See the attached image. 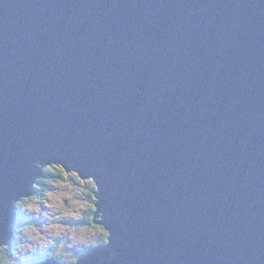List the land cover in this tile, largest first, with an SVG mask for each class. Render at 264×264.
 I'll return each mask as SVG.
<instances>
[{
	"label": "water",
	"instance_id": "95a60500",
	"mask_svg": "<svg viewBox=\"0 0 264 264\" xmlns=\"http://www.w3.org/2000/svg\"><path fill=\"white\" fill-rule=\"evenodd\" d=\"M36 163L95 186L73 264H264V0H0V247Z\"/></svg>",
	"mask_w": 264,
	"mask_h": 264
},
{
	"label": "clouds",
	"instance_id": "9594fccd",
	"mask_svg": "<svg viewBox=\"0 0 264 264\" xmlns=\"http://www.w3.org/2000/svg\"><path fill=\"white\" fill-rule=\"evenodd\" d=\"M63 165V164H60ZM48 166V165H47ZM40 163H36L35 167L37 170L42 172L45 171L46 167ZM77 172V171H76ZM97 184V182L95 181ZM67 198V194H56L49 193L47 195V199L44 201L45 206L50 210L48 213H42L41 208L39 206L40 202L36 199H33L31 202L21 204L22 198L18 201H13L14 208L18 211V213L29 220L30 218H38L40 215L48 216V224L38 229L34 226H25L23 224L19 227L13 235L9 238L11 243H5L4 245L12 246L13 249L17 251L16 259L23 264L26 260L27 264L30 261L35 260V258L40 254L41 251H46L49 246L54 245V241L57 237L61 238V243L55 246V251L57 255L67 256L71 253L67 250L69 244H71L72 248L75 252H79L80 260L82 258H86L89 252H92L98 246L103 245L106 248L110 244V237L106 242L101 241L97 233L89 231L87 234H84L81 230L78 229H69L64 227L61 224L56 223V219H63V214L68 210L64 206V199ZM51 201V203H48ZM75 204V201H72ZM80 207H86L85 204H80ZM54 213H61V216L58 218H54ZM78 215L79 213H74ZM22 231V239L19 244L15 239V236L18 232ZM110 233V232H109ZM43 246V250L41 249ZM5 249L0 248V257H2ZM46 255L37 261V264H41V261L44 260Z\"/></svg>",
	"mask_w": 264,
	"mask_h": 264
},
{
	"label": "trees",
	"instance_id": "16d2710c",
	"mask_svg": "<svg viewBox=\"0 0 264 264\" xmlns=\"http://www.w3.org/2000/svg\"><path fill=\"white\" fill-rule=\"evenodd\" d=\"M64 180H67L68 182H73V183H80L79 185L81 186V188L84 190V196H85V203H86V210L83 214V216L81 215L79 220H76L74 223L77 225H80L82 227L84 226H88L90 228H94V229H98V236L99 239L101 241L106 242L108 239V235L107 232H105L104 229H102L101 227H98L95 225L94 223V213H95V206H94V191H95V186L91 181L88 182H84L83 180H81V178L78 176L77 173L75 172H68L66 171L63 167L60 166H49L48 168L45 169V175L43 177H41V179L37 180V182L34 184V188H33V193L32 195H30L27 199L23 200L25 203H27L28 201H32L33 199H36L39 201V199H41L44 195H46L48 188L47 186H49V183H53V182H62ZM40 206V205H39ZM88 208V209H87ZM19 219H20V225L19 227H21L23 224H28L29 220H27L26 218L22 217L18 211H16ZM86 217V218H85ZM83 223V224H82ZM88 223V224H87ZM93 226V227H92ZM18 227V228H19ZM17 237V235L15 236V238ZM58 238V237H57ZM9 243H11V241L9 240ZM58 243V241H57ZM57 243L54 242V245H56ZM49 246L46 251H47V255L46 257L51 258V259H55L57 261L58 264H73L77 261L78 257H79V252H75V250L72 248L71 245H69L67 247V250L71 253L70 255L67 256H60L56 254L55 251V246ZM12 246H1L0 248H4L5 251L2 255V257H0V264H21L20 263H11V259L13 257V253L14 251L16 252L15 249H13ZM46 251H41L43 253L41 254H46ZM43 258V257H42ZM41 258V259H42ZM40 260V257H36L35 260L30 261L29 263H34ZM23 264H27V261L25 260L23 262Z\"/></svg>",
	"mask_w": 264,
	"mask_h": 264
},
{
	"label": "rangeland",
	"instance_id": "374dc122",
	"mask_svg": "<svg viewBox=\"0 0 264 264\" xmlns=\"http://www.w3.org/2000/svg\"><path fill=\"white\" fill-rule=\"evenodd\" d=\"M51 166H56L57 167V165H55V164H52ZM39 179H41V177L37 178V180H39ZM83 181L84 182H88V181H91V180L89 179V180H83ZM79 184L80 183H78V182H76V183L71 182L70 183L67 180H64L62 182L58 181V182L49 183L48 184L49 186H47V188H48V191L46 192L47 194L44 195L41 199H39V202H40L39 205H40V208H41V212L42 213H48L50 211L44 204V201L47 199V195L49 193L67 194V198L64 199L63 203H64V206L68 210L63 214V219H56V223L61 224L64 227L69 228V229H73L74 228V229L81 230L84 234H87L89 231L97 233L98 229L90 228L88 226L82 227V226L77 225V224L74 223L76 220L80 219L81 215L83 216V214H84V212L86 210L85 207H80V204H85L86 205V203H85V199H84L85 198L84 190L81 188V186ZM72 201H75L76 203L73 204ZM23 202L24 201H22L21 204ZM28 202H31V201H28ZM48 203H51V201H48ZM76 212H78L79 214L78 215L74 214ZM53 216H54V218H58V217L61 216V213H54ZM48 222H49L48 221V216L42 214L38 218H30L29 219V223L26 224L25 226L26 227L27 226H34V227L40 229L43 226H45L46 224H48ZM95 225L102 228V226H100V225H97V224H95ZM16 235H17V237L15 239L17 241V244H19L20 240L22 239V231L18 232ZM57 241H58V243H57ZM54 242L57 243L56 245H59L61 243V238H59V237L56 238ZM69 245H71V244H69ZM40 250H43V246H41ZM43 252H41V253H43ZM16 257H17V251L16 252L14 251L13 257L11 259V263H15V262L16 263H20V261H18L16 259ZM29 264H37V262L29 263Z\"/></svg>",
	"mask_w": 264,
	"mask_h": 264
},
{
	"label": "flooded vegetation",
	"instance_id": "af4514ba",
	"mask_svg": "<svg viewBox=\"0 0 264 264\" xmlns=\"http://www.w3.org/2000/svg\"><path fill=\"white\" fill-rule=\"evenodd\" d=\"M23 203H24V202H23ZM23 203H22V204H23ZM45 255H46V254L43 255V254L40 253V254L38 255V257H40V259H41V258L44 257ZM47 256H48V255H47ZM79 258H80V257H78V259H79ZM46 259H51V258L46 257V258H45L44 260H42V261H45ZM42 261H41V262H42Z\"/></svg>",
	"mask_w": 264,
	"mask_h": 264
},
{
	"label": "bare ground",
	"instance_id": "6f19581e",
	"mask_svg": "<svg viewBox=\"0 0 264 264\" xmlns=\"http://www.w3.org/2000/svg\"><path fill=\"white\" fill-rule=\"evenodd\" d=\"M81 180H84V179H81ZM68 217V216H67ZM86 218V217H85ZM75 221V220H74ZM69 224V223H68ZM83 224V223H82ZM88 224V223H87ZM75 225V224H74ZM38 227V226H37ZM93 227V226H92ZM9 243V242H8ZM5 246V245H4ZM55 260V259H54ZM56 261V260H55Z\"/></svg>",
	"mask_w": 264,
	"mask_h": 264
}]
</instances>
